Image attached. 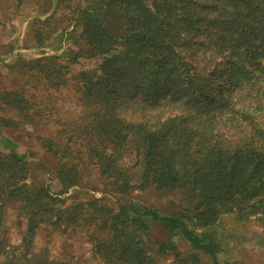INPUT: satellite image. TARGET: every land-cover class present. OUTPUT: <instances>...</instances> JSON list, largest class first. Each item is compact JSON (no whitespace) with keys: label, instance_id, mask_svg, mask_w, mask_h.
<instances>
[{"label":"trees","instance_id":"obj_1","mask_svg":"<svg viewBox=\"0 0 264 264\" xmlns=\"http://www.w3.org/2000/svg\"><path fill=\"white\" fill-rule=\"evenodd\" d=\"M31 1L44 12L31 25L37 46L55 32L67 33L73 48L9 65L29 89L0 91V125L13 128L21 120L36 127L35 115L66 94L79 108V129L60 140L57 131L35 135L55 162L57 194L31 179L23 155L0 150V264H54L30 246L41 226L83 236L98 264H156L166 251L171 264H202V256L210 264H236L220 260L211 228L228 215L259 214L264 222V0ZM200 57L210 58L209 69H198ZM80 59L94 67L82 68ZM70 64L78 65L75 71ZM38 82L48 92L34 96ZM156 90L168 97L137 106L164 114L138 121L120 114L124 96ZM171 106L180 109L166 114ZM6 109L15 116L3 115ZM85 163L115 194L182 191L192 205L163 213L115 196L109 205L93 190L69 193ZM9 202L26 218L19 244L3 237ZM150 222L163 226L166 242L151 243Z\"/></svg>","mask_w":264,"mask_h":264},{"label":"rangeland","instance_id":"obj_2","mask_svg":"<svg viewBox=\"0 0 264 264\" xmlns=\"http://www.w3.org/2000/svg\"><path fill=\"white\" fill-rule=\"evenodd\" d=\"M40 15H44L43 5L35 4L31 0H23L20 3L16 2V0H0V91L8 88L29 89L28 81L17 73V69L12 72L9 68V65L16 62V60H28L38 57L41 56L42 52L59 54L69 48H73L72 39L67 36V33L57 37L55 32L44 41V46H37L31 25L34 18ZM66 27L70 28V23ZM206 61L202 57L195 61L198 69H209L210 58L206 59ZM80 62L84 69L94 67L91 61L80 59ZM69 66L74 71L78 67L77 64H70ZM32 91L34 96L48 92L42 82L35 83ZM70 96L59 94L57 100H52L51 105H48V109L42 111L39 116L35 115L36 127L21 120L13 128H6L0 125V150L8 153L9 149L12 148L17 154L23 155L28 165L27 168L31 179L45 182L54 194L61 190L55 177V162L37 143L35 135L43 134L48 136L53 135L54 131H57L56 140H60L62 134L67 131L73 128L79 129L75 125L79 108L74 104ZM166 97L168 96L163 90H156L147 96L128 94L119 101V112L128 120H153L164 114L162 108L155 112H150L147 107L141 109L137 105L157 104V101L163 102ZM173 109L175 110L174 112H177L180 107H166L165 113H171ZM1 113L6 116H15L8 109ZM57 128L60 129V132ZM227 136H230V140H233L232 129H229ZM133 161L130 158L126 159V166H131ZM81 169L82 177L79 185L70 188L69 191V193L74 195H77V193L90 195L93 190L95 191L94 193H97L95 197L105 195L109 205H112L113 196H115L122 203L135 202L148 205L159 209L163 213L181 212L192 205V200L187 198L182 191L162 193L152 188H147L144 190H133L127 195L115 194L106 181L95 173L92 165L85 163ZM260 216L259 214H250L246 219H235L233 215H228L211 228L222 247L220 255L222 262L264 264V222L259 220ZM2 217L1 228L4 230V239L9 244H19L26 229V218L19 215L15 205L10 202L4 207ZM49 228L41 226L32 234L30 245L32 250L36 252L43 251L47 259L55 262L54 264H98L97 260L91 257L89 246L82 239L83 236L72 235L68 232L60 233ZM148 233L151 243L166 242L167 234L159 223L150 222ZM174 241L182 252L186 253L189 251L188 243L183 238H174ZM170 254V251L163 253L158 257L160 259L156 264H171L172 257ZM202 264H210L205 256H202Z\"/></svg>","mask_w":264,"mask_h":264}]
</instances>
